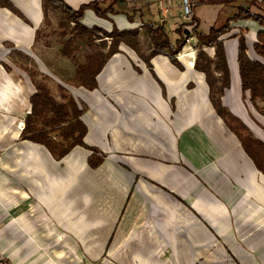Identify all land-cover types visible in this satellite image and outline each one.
<instances>
[{"label": "crops", "instance_id": "obj_1", "mask_svg": "<svg viewBox=\"0 0 264 264\" xmlns=\"http://www.w3.org/2000/svg\"><path fill=\"white\" fill-rule=\"evenodd\" d=\"M8 1L29 23L0 6V46L12 44L9 49L30 56L36 78L46 76L53 94V80L64 77L57 88L63 86L84 107L83 141L96 148L103 160L90 166L92 150L79 145L56 159L42 144L21 140L13 148L7 141L4 149L17 159L13 165L5 158L0 164V235L8 243L5 255L15 262L17 256L11 253L17 242L12 237L33 234L27 232L26 216L42 219L36 205L58 199L43 195V171L53 181L62 164L71 167V161L82 160L83 171L115 173L113 226L99 235H106L104 249L115 253L118 264H264V172L217 114L205 73L195 68L199 48L215 60V46L190 34L174 54L180 66L171 61L166 46L183 37L178 29L185 23H197L202 33L228 23L229 31L219 37L230 76L221 102L254 139L264 142V116L250 102L249 92L242 90L237 61L238 36L243 35L248 57L264 64L253 47L258 32L264 30L260 24L264 0H198L188 20L181 15L179 0H174L177 4L167 18L157 0H63L74 10L89 4L80 23L99 29L100 36L114 29L124 33L118 51L95 76L94 89L76 84L77 66L95 51L105 55L110 38H95L93 46L85 33L61 34L65 39L54 55L58 67L53 55L32 48L44 22L43 0ZM182 29L190 30L191 25ZM69 39V53L64 55L62 48ZM80 44L91 52L79 57L75 47ZM154 49L158 52L152 54ZM6 54L0 51V59L12 69L0 61V109L19 117L14 137H20V123L31 110L30 97L36 89L22 66ZM210 70L213 77H220L214 64ZM17 73L29 87L17 83ZM7 121L6 115L0 116L2 129ZM253 152L264 167L259 154L264 155V148L258 146ZM37 228V236L45 232L42 226ZM65 228L73 232L68 224Z\"/></svg>", "mask_w": 264, "mask_h": 264}, {"label": "rangeland", "instance_id": "obj_2", "mask_svg": "<svg viewBox=\"0 0 264 264\" xmlns=\"http://www.w3.org/2000/svg\"><path fill=\"white\" fill-rule=\"evenodd\" d=\"M46 14L48 21L40 24L32 48L40 49L43 54L49 57L53 55V64L60 67L54 55L59 54L57 47L65 39L61 34H71L73 25L68 22L67 14L59 9L48 6ZM96 36L100 35L96 33ZM11 45L5 44L4 48L0 46V51L7 53V59L15 61L22 67L33 68L34 62L30 56L9 49ZM75 48L79 57L91 52L90 48H84L82 44ZM0 61L6 64L8 70L12 69L6 60L0 59ZM14 78L22 87L30 86L21 74L17 73ZM57 78L60 80L64 77ZM59 80H53L51 86L56 98L62 101L57 88L58 84H62ZM217 87H219V83ZM217 96L218 94L215 92L214 97ZM257 104L261 108L264 106L261 99H257ZM3 114L6 115L8 121L5 123L4 129L0 124V134H4V138H0V164L5 158L6 164L13 165L17 156L12 154L13 152L9 154V150L4 149V144L10 141V147L20 146L19 143L22 139L19 136L14 137L19 117L12 113H5L0 109V116ZM84 153L86 154L85 151ZM70 163L71 167L61 163L62 168L53 173V181L51 174L43 171V180L46 184L43 195L58 196V199L53 202L48 199V203L36 205L38 211L42 213V219H36L34 214L26 216L27 232L31 231L33 234L26 233L21 237H12L17 242L14 243L16 244L15 251L11 253V256H17L15 262L5 255L8 243L4 244V237L0 235V259L5 263L13 264L27 259L25 264H118L115 253L108 248L104 249L106 235H99L101 231H107L110 226H113L115 173H100L87 168V171H83L82 160H73ZM11 174L13 175V173ZM57 218L58 220H56ZM67 224L69 228L73 229L72 233L66 231ZM38 226H42L45 232L43 231L42 235L37 236L34 231L38 229ZM100 227L102 230L99 231ZM50 232L51 236H47L46 233Z\"/></svg>", "mask_w": 264, "mask_h": 264}, {"label": "trees", "instance_id": "obj_3", "mask_svg": "<svg viewBox=\"0 0 264 264\" xmlns=\"http://www.w3.org/2000/svg\"><path fill=\"white\" fill-rule=\"evenodd\" d=\"M89 5V4H88ZM85 5V6H88ZM0 6L7 7L14 14L29 23L28 19L8 0H0ZM51 6L55 9L59 8L67 14L68 19L74 22L72 31L79 34L85 33L88 43L93 46L95 38L103 36L110 38V44L107 53L104 55L100 51H95L93 55L87 58L84 64H78L75 82L77 85H82L88 89H94L97 86L95 76L101 69L105 60L113 53L118 51V44L124 33L117 30L111 32L102 31L103 36H96V30L88 29L80 23L82 12L85 6L77 10L72 9L63 0H43L44 21H48L46 8ZM254 16V15H246ZM264 25V23H260ZM184 25H191V29H182ZM230 29L228 23L221 27H211L208 33L198 31L197 23H185L178 31L183 35L177 40L175 45L166 44L170 53L171 61L177 63L174 54H177L182 46L186 43V37L194 34L196 38L204 45L215 46V60L210 59L202 48H199L195 68L205 73L206 82L209 86L210 100L217 112L223 119L227 127L233 131L239 138L244 150L252 158L259 169L264 172L258 161V157L253 152L258 146L264 148V142L254 139L250 129L235 117L225 106L222 105L221 96L224 94V89L230 84L229 69L226 62L225 52L222 40L219 37L228 32ZM70 39L63 45L62 53L67 55V45ZM102 44H106L103 42ZM254 51L264 58V30H260L257 34V42L253 45ZM246 43L243 35L238 36V69L241 79V87L243 92H249V100L255 109L264 115V106L261 108L257 104V99L264 102V64L258 59H250L246 53ZM158 52L157 49L151 51L152 54ZM221 73L220 77H213L211 73V65ZM25 70L31 79L36 91L30 97L31 110L25 116L24 127L20 133V139L30 140L45 146L52 156L56 159L62 158L74 146L79 145L92 150V154L88 157V164L92 167L97 166L103 160V155H99L96 148L89 147L83 141L86 133V126L80 119L84 107L80 108L75 99L66 92V89L59 85L58 90L62 101L56 99L52 93L46 76L37 79V72L29 67H21ZM219 83V87L217 84ZM218 96L214 97V93ZM260 157L264 159L261 153ZM7 264V263H6Z\"/></svg>", "mask_w": 264, "mask_h": 264}, {"label": "built area", "instance_id": "obj_4", "mask_svg": "<svg viewBox=\"0 0 264 264\" xmlns=\"http://www.w3.org/2000/svg\"><path fill=\"white\" fill-rule=\"evenodd\" d=\"M198 3V0H179L177 4L174 0H157V5L160 10L161 15L167 18L171 15L172 9L177 4L179 6L181 15L184 20L190 19L192 15L193 7ZM189 40V39H186ZM0 264H6L2 259H0Z\"/></svg>", "mask_w": 264, "mask_h": 264}, {"label": "water", "instance_id": "obj_5", "mask_svg": "<svg viewBox=\"0 0 264 264\" xmlns=\"http://www.w3.org/2000/svg\"><path fill=\"white\" fill-rule=\"evenodd\" d=\"M20 127H21V128L24 127V123H23V122L20 123Z\"/></svg>", "mask_w": 264, "mask_h": 264}]
</instances>
